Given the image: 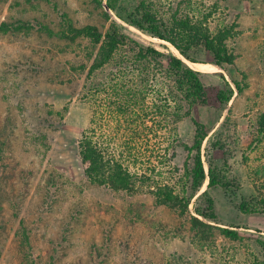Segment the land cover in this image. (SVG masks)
I'll list each match as a JSON object with an SVG mask.
<instances>
[{
    "label": "rangeland",
    "instance_id": "374dc122",
    "mask_svg": "<svg viewBox=\"0 0 264 264\" xmlns=\"http://www.w3.org/2000/svg\"><path fill=\"white\" fill-rule=\"evenodd\" d=\"M219 1L229 21L239 25L241 33L231 47L237 77L243 80L246 75L247 88L241 96L235 94L222 114L212 107L196 108L180 123L179 133L192 144V118L216 131L231 109L232 134L239 140L233 174L242 189L217 187L210 193L219 227L231 225L241 227V233L260 231L264 236V214L245 215L236 208L255 194V181L264 185L256 154L247 153V165L241 162L253 133L251 124L264 110V0ZM102 14L94 0H0V23L25 28L0 32V264H178L180 259L193 264L242 263L249 249L246 242L218 236L204 243L203 251L189 227L173 211L157 206L151 195L116 193L84 176L77 140L90 114L88 104L80 100L86 73L73 76L71 68L83 59L87 43L72 45L50 31L61 32L67 20L77 27L92 24L104 30L108 23ZM123 25L142 42L163 50L166 42ZM193 69L208 74L204 83L211 102L223 84L213 74L224 73L230 80L217 67ZM65 107L60 120L56 112ZM187 158L180 150L181 174ZM220 161L215 153V165ZM205 169L208 174L206 163Z\"/></svg>",
    "mask_w": 264,
    "mask_h": 264
},
{
    "label": "trees",
    "instance_id": "16d2710c",
    "mask_svg": "<svg viewBox=\"0 0 264 264\" xmlns=\"http://www.w3.org/2000/svg\"><path fill=\"white\" fill-rule=\"evenodd\" d=\"M94 2L97 9H103V20L108 23L104 30L92 24L77 27L67 20L61 32L50 31V35L72 45L87 43L83 59L71 68L73 76L86 73L80 100L88 104L90 114L77 140L84 176L91 184L116 193L151 195L157 206L173 211L189 227L203 251L207 247L204 243L222 236L249 245L247 256L238 264H264V236L260 231L241 233V227H219L222 224L210 193L217 187L242 189L233 174L239 140L232 134L231 109L216 131L215 126L208 128L192 118V144L185 143L179 133L180 123L196 108L212 107L222 114L235 94L241 96L246 90V75L242 74L243 80L237 77V57L231 47V41L241 33L239 25L229 21L219 0ZM123 23L170 44L180 56L166 44H161L160 50L142 42ZM22 29V25L0 23L3 34ZM184 59L211 64L228 73L230 80L224 73L213 74L223 80L213 102L204 83L208 74L191 68ZM66 111L65 107L56 116L63 120ZM251 128L253 133L241 152V162L247 165V153L256 154L262 181L264 110L257 114ZM180 150L188 157L182 174L177 165ZM215 153L221 158L220 166L215 165ZM207 181V190L200 193ZM253 187L255 194L236 207L242 214H264V185L261 188L255 181ZM176 263L193 264L183 259Z\"/></svg>",
    "mask_w": 264,
    "mask_h": 264
},
{
    "label": "bare ground",
    "instance_id": "6f19581e",
    "mask_svg": "<svg viewBox=\"0 0 264 264\" xmlns=\"http://www.w3.org/2000/svg\"><path fill=\"white\" fill-rule=\"evenodd\" d=\"M188 64V63H187ZM193 68H200L201 66H210V67H215L213 65H203V64H200V63H192L190 64Z\"/></svg>",
    "mask_w": 264,
    "mask_h": 264
},
{
    "label": "water",
    "instance_id": "95a60500",
    "mask_svg": "<svg viewBox=\"0 0 264 264\" xmlns=\"http://www.w3.org/2000/svg\"><path fill=\"white\" fill-rule=\"evenodd\" d=\"M166 44V43H165ZM174 48V47H173ZM176 50V49H175ZM177 51V50H176ZM185 60V59H184ZM185 62H187V60H185Z\"/></svg>",
    "mask_w": 264,
    "mask_h": 264
}]
</instances>
